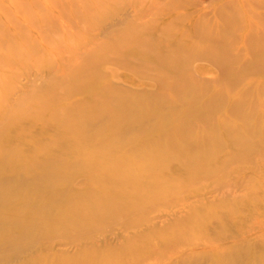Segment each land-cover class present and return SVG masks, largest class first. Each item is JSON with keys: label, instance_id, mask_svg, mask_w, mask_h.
I'll return each instance as SVG.
<instances>
[{"label": "bare ground", "instance_id": "obj_1", "mask_svg": "<svg viewBox=\"0 0 264 264\" xmlns=\"http://www.w3.org/2000/svg\"><path fill=\"white\" fill-rule=\"evenodd\" d=\"M162 3L167 20L177 15L184 28L159 30L160 40L139 21L148 4L142 5V15L127 17L115 15L114 9L109 12L103 0L94 6L89 1L88 12L100 8L108 12L100 22L107 24L112 51L106 43L85 52V66L70 71L59 66L46 85L31 76L30 88L17 86L13 102L4 82L14 75L0 70V100L7 102L0 105V263L35 264L39 258L57 264H135L134 229L143 204L170 199L198 176L222 172L229 163L254 152L245 115L238 114L240 126L213 116L224 102L243 106L249 92L238 90L239 95H232L222 88L203 98L208 90L197 87L187 75L193 58L199 56L227 70L222 73H231L230 48L242 13L232 0H221L214 10L223 27L212 30L200 20L187 21L189 14L178 11L181 0ZM259 17L264 24V14ZM62 37L65 44L70 40ZM250 38L254 60L264 64V33ZM61 40L54 43L59 47ZM10 47V54L16 49L21 57L27 54L24 46ZM4 53L8 65L15 55ZM108 61L129 67L128 78L141 89L113 86L114 70L102 65ZM92 63L96 68L89 71ZM254 63L249 68L254 69ZM150 85L157 91L150 92ZM73 92L82 97L70 101ZM198 121L210 124L207 139L193 128ZM224 142L232 148L229 154L220 153ZM114 220L129 232L119 245L109 244L105 251L80 246L71 255L53 247L57 237Z\"/></svg>", "mask_w": 264, "mask_h": 264}, {"label": "rangeland", "instance_id": "obj_2", "mask_svg": "<svg viewBox=\"0 0 264 264\" xmlns=\"http://www.w3.org/2000/svg\"><path fill=\"white\" fill-rule=\"evenodd\" d=\"M89 1L92 6L101 2V0H0V37L5 38L0 46V70L14 75L4 82L9 91V102H13L17 96V86L30 88L31 76L36 77L35 80L40 85H46L49 83V74L59 66H64L63 69L66 71L85 66V52L104 46L106 43L108 49L112 51L113 41L107 31V24L100 22L108 12L101 8L95 9L94 13L88 12ZM162 1L165 0H103L109 12L114 9L115 15L127 17L140 15L142 5L148 4L147 13L139 21L145 22V27L152 29L150 36H157L160 40L163 36L158 32L159 30L169 32L170 27L184 28L178 23L177 15H174V20H167L169 15L167 17L165 13L168 10ZM181 1L183 4L178 11L189 14L187 21L200 20L209 24L212 30L223 27L221 19L214 10V6H219L221 0ZM232 1L242 13V21L235 30V39L230 48L234 57V63L229 68L232 70L231 73H222V70L226 72L227 70L218 64L219 69L207 57L199 56L193 58L187 75L195 81L197 87L201 86L208 90L203 98L210 97L211 92L222 88L229 89L232 95H239L238 90L249 92L243 97V106L237 107L221 102L223 105L213 116L237 121L238 114L245 115L249 120L246 128L249 130L248 133L252 134L250 140H253L254 152L251 153L252 155H243L244 160L229 163L222 172L198 176L189 186L183 187L170 199L143 204L138 210V221L134 229L138 243L135 264H264V120L262 119L264 64L254 60V52L250 47L252 42L250 36L257 32L264 33V24H261L259 17V14H264V4L253 0H243V4L241 2L239 4L237 0ZM244 20H248L250 24L246 25ZM62 36H67L70 40L65 44L63 39L61 40ZM56 40L62 41V44H58L59 47L54 43ZM10 45L15 48L18 45L24 46L27 54L21 57L16 54L17 49L15 51L9 49L13 53L10 54L7 49ZM124 45L128 48V45ZM4 52L9 53L8 56L15 55L11 57L8 65L4 63V60H7L2 55H5ZM125 55L127 56V53ZM252 59L255 62L254 69L249 68V65L253 64ZM90 65L87 69L92 71L95 65L93 63ZM102 65L114 70L113 78H110L113 86L122 90L141 89L142 86L131 82L128 78L131 77L129 67L111 61ZM148 81L153 80L148 79ZM147 89L150 92L157 91L154 85L148 86ZM57 91L61 92L59 89ZM81 97L82 94L79 92H73L70 101ZM0 103L5 105L7 102L1 98ZM0 112L3 111L0 109ZM240 122L239 120L235 124L240 126ZM252 125L255 130L251 129ZM193 128L204 132L205 139L211 132L210 124L203 121L193 123ZM85 144L90 145V143ZM231 151L230 145L224 142L220 153L229 154ZM90 229L89 232H74L68 237L55 238L54 249L69 255L76 253L80 246L86 247V251L93 247L105 251L109 244L119 245L124 238L123 235L129 233L122 229L116 220L101 222ZM113 253H116V250ZM125 256L130 257V254L125 253ZM134 261L130 260V262ZM35 264L57 263L40 261L37 258Z\"/></svg>", "mask_w": 264, "mask_h": 264}]
</instances>
